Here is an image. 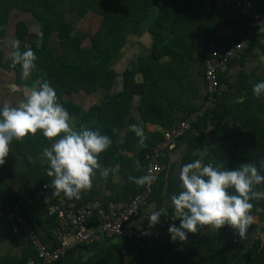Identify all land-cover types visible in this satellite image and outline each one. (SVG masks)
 Returning <instances> with one entry per match:
<instances>
[{"label":"crops","instance_id":"obj_1","mask_svg":"<svg viewBox=\"0 0 264 264\" xmlns=\"http://www.w3.org/2000/svg\"><path fill=\"white\" fill-rule=\"evenodd\" d=\"M244 1H252L257 10L264 12V0H233L232 4L222 12L217 9L213 0H201L202 13L205 15L211 32L200 39L198 37L202 32L197 28L189 38L185 35L190 30L178 36L168 34L166 39L175 38L171 44H178L175 49L182 47L178 49L180 57L176 56L177 58L172 60L169 56H164L161 59V65L149 66L148 74L145 75V60L152 53L154 36L150 30L144 29L140 34L129 38L119 58L113 63L112 68L116 79L111 90L99 89L93 93L82 90L60 95L58 102L69 113L70 126L78 130L82 122L78 110L88 112L101 102L123 92L125 80L129 75L136 85H142L147 81L144 96L134 93L129 102L122 105L121 111H126V114L124 113L123 118L120 116L115 122L113 129L115 131L110 133V130L106 128L99 131L101 134L108 135L112 143L104 152L105 160L99 164L91 187L81 193L79 200L66 198L63 194L60 196L53 194L55 197H64L69 204L75 207L91 204L94 213L89 223L99 230L107 221L111 206L123 209L129 204L143 186L136 185L134 178L146 174L145 151L151 150L165 131L188 119L206 103L205 63L210 54L209 49L214 47L217 52L223 53L244 38L249 22L238 7V4ZM22 23L26 24V35L24 39H19V26ZM177 31L179 34L182 32ZM41 33H43L41 24L24 11H13L7 24L0 26V102L18 104L23 99L24 92L38 88L45 82V74L41 73L40 68H35L25 79L22 76L20 65L12 63L14 51H23L26 45L32 49L43 42L44 34L41 38ZM181 37L183 38L180 39ZM185 39H190V44L183 42ZM14 41L18 42L16 49L13 48ZM190 45L195 50L192 51ZM120 76H123V88L117 92V79ZM222 78L227 91L221 97V103H224L221 105H227L239 119L244 111L243 103L249 98L253 85L263 81L264 78V31L257 32L252 47L231 63ZM237 120L230 119V124L237 125ZM133 124L141 127L145 133L144 147L139 146L138 138L129 129V126ZM102 126L103 123L98 124L97 130H100ZM87 127H89L88 124ZM212 129L214 128L209 126L205 134H211ZM199 136L198 131L188 133L186 137L179 140L175 150L167 152L162 157L164 172L156 184L154 196L150 204L132 220L130 227L137 230L153 229L161 234H168L169 224L179 225V219H175V210L170 201L176 188L179 189L178 191L182 190L179 169L187 160L191 162L200 159L202 163H208L207 155L216 147L214 139H209L202 146L196 145V138ZM49 146L50 141L39 132L21 141L12 142L5 163L0 165V204L5 213H9L18 205L20 212L36 230L41 241L53 247L55 246L52 230L53 219L48 217L47 207L35 199L41 187L51 184L52 178L46 175L48 162L40 155L43 148ZM114 153L117 155L115 156ZM103 169L108 170L106 178L100 176ZM154 209L164 211H162L160 223L150 226L147 215ZM252 217L246 233L261 229L260 225L257 228L251 227L258 221L257 216ZM199 231L212 233L218 229L204 226ZM224 233L228 234L232 241L233 259L234 255L237 257L240 253L248 251L245 250L244 241L235 230L224 227ZM199 238L196 236L194 240ZM259 238L264 242V231L256 232L251 238V247ZM90 249L86 247L79 249L83 260L85 259L84 253L87 254ZM93 254L89 255L88 260H84V264H87ZM36 256L37 252L32 243L24 235L14 233L10 224L0 218V264H24ZM76 256H79L78 252ZM66 260L69 264L74 262L66 258L57 264H64Z\"/></svg>","mask_w":264,"mask_h":264},{"label":"trees","instance_id":"obj_2","mask_svg":"<svg viewBox=\"0 0 264 264\" xmlns=\"http://www.w3.org/2000/svg\"><path fill=\"white\" fill-rule=\"evenodd\" d=\"M14 10L29 13L42 26L43 42L32 50L37 57L36 68L45 74V82L54 88L57 99L62 93L111 90L116 79L113 63L119 58L129 38L144 29L150 30L154 36L152 53L145 60V75L148 74L149 66L161 65L164 56L172 60L179 56L178 49L182 47L175 49L178 44L172 45L175 38L167 40L168 34L178 36L190 30L185 35L189 38L197 28L202 32L198 37L200 39L211 32L202 13L201 0H0V26L7 24ZM89 17L100 21L95 31L81 28ZM26 29V24L19 26V39L25 38ZM177 30L182 32L179 34ZM189 40L183 42L189 43ZM87 42L88 45H85ZM190 49L195 50L191 45ZM146 86L147 81L136 85L130 75L127 76L123 92L88 112L77 111L81 114V124H88L90 129L97 130V125L103 123L99 131L106 128L113 133L115 122L126 114V111H121L122 105L127 104L134 93L144 96ZM222 95L217 97V105L208 110L188 133L199 132L200 136L196 138L198 146L204 145L209 139L215 140L216 147L207 155L208 163L219 164L223 169H233L251 162L264 176V168L260 165V161L264 160V99L257 98L251 91L243 103L242 116L238 119L227 105H221ZM230 119L237 120V125L232 126ZM209 126L214 129L207 135L205 131ZM104 156V152L100 154L98 164L105 160ZM178 190L176 188L174 194H178ZM254 190L264 191V184L255 186ZM250 202L253 204L251 215L258 217L251 227L257 228L264 222V199ZM55 224L56 220L53 219V227ZM196 236L200 238L194 240ZM124 240L125 249L119 244H112L93 254L87 264H264V242L261 238L252 244L253 253L249 249L233 259V244L229 235L224 233V228L212 233L199 230L194 234L188 233L183 242L172 241L169 234L165 233L154 241L134 238ZM95 245L82 247L90 249ZM80 248L70 251L66 257L74 260L73 264H84ZM77 252L79 256H76Z\"/></svg>","mask_w":264,"mask_h":264},{"label":"clouds","instance_id":"obj_3","mask_svg":"<svg viewBox=\"0 0 264 264\" xmlns=\"http://www.w3.org/2000/svg\"><path fill=\"white\" fill-rule=\"evenodd\" d=\"M260 28L264 31V23ZM17 47L18 42L14 41L13 48ZM36 59L27 45L23 51H14L12 55V63L20 65L25 79L36 68ZM252 92L257 98L264 96V81L255 83ZM69 121L67 109L58 102L56 91L47 82L24 92L18 104L0 102V165L5 163L13 141L39 132L50 141V146L43 148L40 155L48 162L46 175L52 178L53 194L79 200L96 176L98 157L112 141L108 135L84 124L76 130ZM129 129L138 138L139 146L144 147L143 129L135 124ZM260 165L264 168V160ZM100 176L106 178L108 170L103 169ZM155 179L149 172L134 178V182L150 185ZM179 180L182 190L170 197L175 219H179L178 226L169 224L167 229L172 241L183 242L188 233H197L204 226L218 230L228 227L243 238L253 219L250 201L264 199V191L254 190L255 186L264 184V176L251 162L223 169L219 164L195 159L181 165ZM162 211H150L147 215L150 226L160 223Z\"/></svg>","mask_w":264,"mask_h":264},{"label":"built area","instance_id":"obj_4","mask_svg":"<svg viewBox=\"0 0 264 264\" xmlns=\"http://www.w3.org/2000/svg\"><path fill=\"white\" fill-rule=\"evenodd\" d=\"M213 2L217 9L222 12L232 4L233 0H213ZM238 5L240 12L248 20L249 27L244 38L225 52L219 53L214 47L210 49V54L205 63L206 103L188 119L165 131L162 140L146 153L145 172L146 174L150 172L156 179L150 185H143L141 192L123 209L111 206L107 221L101 230L89 223L94 213L91 204L87 203L75 207L69 204L64 197H55L50 185L41 187L37 191L35 199L47 207L48 217L56 220L52 229L55 241L53 247L41 241L36 230L20 212L18 205L9 213H5L0 204V218L10 224L14 233L24 235L36 249L37 256L30 258L24 264H57L64 260L70 251L78 247L100 243L102 233L108 240L123 237L154 241L160 238L161 233L159 231L153 229L137 230L130 227V223L151 202L154 187L164 172V166L161 163L162 157L167 152L175 150L179 140L193 129V125L208 110L217 105V97L227 91V86L222 83L221 76L228 71L229 64L234 59L240 57L251 47L257 32L261 30L260 25L264 23V12L257 10L252 1H244ZM260 227L264 231V222Z\"/></svg>","mask_w":264,"mask_h":264},{"label":"water","instance_id":"obj_5","mask_svg":"<svg viewBox=\"0 0 264 264\" xmlns=\"http://www.w3.org/2000/svg\"><path fill=\"white\" fill-rule=\"evenodd\" d=\"M14 11H21V10H14ZM40 37L43 38V33H41ZM138 78H141V77H138ZM117 80H118V87H117L116 91L119 92L123 88V76L118 77ZM258 231L259 232H263L262 229L251 230V231L247 232L243 238H241L242 241H244L245 250H249L250 249L251 253L254 252V249L251 247V238ZM101 235H102V239H101L100 243H98L95 247H93L89 251H87V254L84 253L85 254V257H84L85 259L84 260L85 261L88 260L90 254H93V253H96V252H100L102 249H106L112 244H119L123 249H125V240H124L123 237H119V238L114 239V240H107L103 233ZM235 256L236 255H234V258H236ZM64 264H69L68 260H66L64 262Z\"/></svg>","mask_w":264,"mask_h":264},{"label":"rangeland","instance_id":"obj_6","mask_svg":"<svg viewBox=\"0 0 264 264\" xmlns=\"http://www.w3.org/2000/svg\"><path fill=\"white\" fill-rule=\"evenodd\" d=\"M99 19H96V18H93V17H89L87 18V20H85L83 23H82V26L81 28L83 30H88V31H95L98 26H99ZM85 45H88V42L85 43ZM117 239V238H115ZM108 240V239H107ZM114 240V239H113ZM63 261V260H62Z\"/></svg>","mask_w":264,"mask_h":264}]
</instances>
